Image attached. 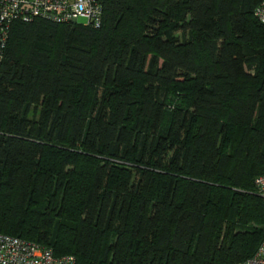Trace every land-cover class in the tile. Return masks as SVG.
<instances>
[{"label": "trees", "instance_id": "obj_1", "mask_svg": "<svg viewBox=\"0 0 264 264\" xmlns=\"http://www.w3.org/2000/svg\"><path fill=\"white\" fill-rule=\"evenodd\" d=\"M261 0H102L14 20L0 231L74 264H239L264 238Z\"/></svg>", "mask_w": 264, "mask_h": 264}, {"label": "built area", "instance_id": "obj_2", "mask_svg": "<svg viewBox=\"0 0 264 264\" xmlns=\"http://www.w3.org/2000/svg\"><path fill=\"white\" fill-rule=\"evenodd\" d=\"M102 0H0V64L14 20L36 17L55 22L77 21L98 26ZM254 16L264 22V0L254 8ZM257 193L264 203V172L254 178ZM72 254L56 255L51 247L0 231V264H74ZM239 264H264V238L255 252Z\"/></svg>", "mask_w": 264, "mask_h": 264}, {"label": "rangeland", "instance_id": "obj_3", "mask_svg": "<svg viewBox=\"0 0 264 264\" xmlns=\"http://www.w3.org/2000/svg\"><path fill=\"white\" fill-rule=\"evenodd\" d=\"M77 21L83 23L84 22V18L83 17H79Z\"/></svg>", "mask_w": 264, "mask_h": 264}]
</instances>
